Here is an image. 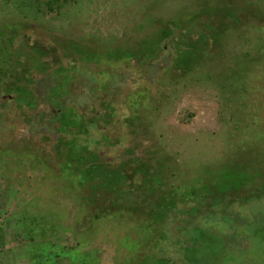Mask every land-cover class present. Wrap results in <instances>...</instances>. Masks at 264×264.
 <instances>
[{"label": "rangeland", "instance_id": "rangeland-1", "mask_svg": "<svg viewBox=\"0 0 264 264\" xmlns=\"http://www.w3.org/2000/svg\"><path fill=\"white\" fill-rule=\"evenodd\" d=\"M61 68L68 110L99 118L66 136L56 105L20 108L10 92ZM62 138L111 169L148 171L179 204L227 173L245 177L232 214L264 226V196L247 200L264 191V0H0V264H140L157 228L142 213L91 220ZM251 240L248 264H264Z\"/></svg>", "mask_w": 264, "mask_h": 264}, {"label": "trees", "instance_id": "trees-1", "mask_svg": "<svg viewBox=\"0 0 264 264\" xmlns=\"http://www.w3.org/2000/svg\"><path fill=\"white\" fill-rule=\"evenodd\" d=\"M230 18L233 23H238L237 16ZM210 29L215 33L213 28ZM199 42L205 47L209 44L206 36ZM157 44L150 43L148 53L154 52ZM198 51L197 44L189 42L181 55V64L191 67L194 61L191 58ZM47 56L36 57L43 73L47 71L43 64V58ZM62 73H65L64 68L58 75L32 80L29 86L16 85L10 92L17 95L15 101L20 108L35 110L41 102L56 105L53 121L58 126V133L66 136L95 126L99 118L91 121L68 110L66 103L73 101L71 80L68 76L60 77ZM58 146L59 154L65 153L66 167L76 173L81 185L89 191L83 201L91 211V220L120 213H142L157 228L158 235L151 241L152 251L140 264H248L252 236L264 242V226L233 215L230 208L233 199L240 198L244 193L241 191L249 184L245 177L227 173L216 187L208 185L201 191L190 192V200L179 204L170 193L159 191L161 180L148 171L141 169L136 174H127L122 169H111L102 165L98 156L86 146L77 148L76 140L65 142L62 138ZM138 176L142 179L135 182ZM248 195V201L258 200L264 196V191L249 192ZM188 203L193 206L186 205ZM218 206L223 208L224 215L217 216L214 212ZM231 220L239 228L251 229L252 236L230 232L233 229Z\"/></svg>", "mask_w": 264, "mask_h": 264}]
</instances>
